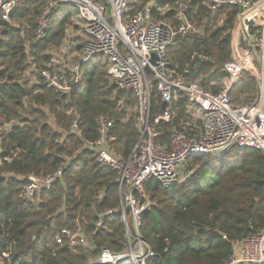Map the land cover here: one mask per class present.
Wrapping results in <instances>:
<instances>
[{
	"label": "trees",
	"instance_id": "16d2710c",
	"mask_svg": "<svg viewBox=\"0 0 264 264\" xmlns=\"http://www.w3.org/2000/svg\"><path fill=\"white\" fill-rule=\"evenodd\" d=\"M146 1L131 0V11ZM193 3L194 19L205 31L178 38L168 57L176 74L217 92L229 77L225 63L238 54L239 8L226 5L213 12L203 0ZM38 5V0H25L15 11L19 27L0 18V116L12 123L2 135L0 153V256L6 264H90L103 249H123L126 227L119 175L102 167L93 152L82 150L83 139H96L98 119L107 117L114 123L115 149L128 157L140 138L136 100L132 91L121 90L110 80L99 56L82 65L81 81L69 94L38 82L29 85L23 79L26 68L33 64L39 71L52 61V47L66 38L77 14L73 6L62 3L52 14L45 38L37 40ZM167 16L172 18V11ZM195 51L207 57H192ZM230 93L236 104L253 101L258 93L255 76L242 72ZM188 104L183 92L173 97V118L159 124L162 141H168L171 129L187 125ZM161 107L154 89L152 115L161 113ZM75 117L80 134L70 131ZM59 168L62 177L39 199L22 197L29 175ZM188 168L191 173L183 181L165 187L151 178L144 186L152 203L140 228L153 252L147 264H225L237 240L264 226L263 151L233 147L220 157L195 154L189 157ZM108 211L112 212L106 215ZM100 215L104 223L97 227ZM78 227L88 238L87 246L71 249L55 242L63 228Z\"/></svg>",
	"mask_w": 264,
	"mask_h": 264
},
{
	"label": "built area",
	"instance_id": "2783aa9c",
	"mask_svg": "<svg viewBox=\"0 0 264 264\" xmlns=\"http://www.w3.org/2000/svg\"><path fill=\"white\" fill-rule=\"evenodd\" d=\"M24 1L0 0L1 20L19 27V21L13 15ZM38 1L34 35L37 40L45 38L52 25V14L62 3L73 6L77 14L75 24L68 28L64 40L67 53L64 51V57H57L52 51V61L39 71L32 64L30 73H34V79L31 83H42L69 94L81 81L82 65L99 56L107 65L110 80L119 89L134 93L140 138L132 153L125 157L115 149L114 123L104 116L98 119L99 136L84 138L81 149L93 152L102 167L117 171L126 227L123 249H103L90 264H147V258L153 252L140 228L144 212L152 205L144 189L149 179L155 178L165 187L185 180L191 173L188 159L195 154L220 157L233 147L264 152V0H203L213 12L226 5L239 8L236 29L241 42L237 46L238 54L225 63L229 77L217 92L206 89L199 80L176 74L168 57L169 47L178 38L201 35L205 31L204 24L194 19L196 7L193 0H147L134 11H131V0ZM170 11L172 18L167 16ZM26 47L29 53V47ZM192 57L207 56L195 51ZM260 69L258 93L253 101L234 103L230 92L241 73L255 74ZM154 89L160 96L162 111L153 116ZM177 92H183L189 100V122L181 129H171L168 141H162L159 124L173 118L170 104ZM48 122H54L51 115ZM78 125L75 117L70 131L80 134ZM11 128L12 123L0 116V153L2 135ZM62 175L63 168L47 174L29 175L22 197L36 201ZM102 216L97 227L104 223ZM55 242L71 249L89 243L79 227L74 230L63 228L55 235ZM225 264H264V226L237 240Z\"/></svg>",
	"mask_w": 264,
	"mask_h": 264
},
{
	"label": "rangeland",
	"instance_id": "374dc122",
	"mask_svg": "<svg viewBox=\"0 0 264 264\" xmlns=\"http://www.w3.org/2000/svg\"><path fill=\"white\" fill-rule=\"evenodd\" d=\"M64 40H62L60 45L52 47V51L55 53V55L57 57H64V55L67 53V47L64 44ZM68 42H69V40L67 41V45H68ZM64 51H66L65 54L63 53ZM260 72H261V69L258 72H256L255 74H252V75L255 76V78L257 80V83L259 82L258 81V75H259ZM23 79L27 80L28 84L30 85V81H32L34 79V76H32V74L30 73V69L26 68L24 76H23ZM242 99H243L242 101H244V98H242ZM0 264H6V261L1 256H0Z\"/></svg>",
	"mask_w": 264,
	"mask_h": 264
},
{
	"label": "water",
	"instance_id": "95a60500",
	"mask_svg": "<svg viewBox=\"0 0 264 264\" xmlns=\"http://www.w3.org/2000/svg\"><path fill=\"white\" fill-rule=\"evenodd\" d=\"M155 57V56H154ZM166 103L163 104V107H165Z\"/></svg>",
	"mask_w": 264,
	"mask_h": 264
}]
</instances>
